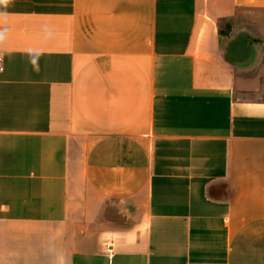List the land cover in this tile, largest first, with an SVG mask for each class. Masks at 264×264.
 I'll use <instances>...</instances> for the list:
<instances>
[{"label": "crops", "instance_id": "obj_1", "mask_svg": "<svg viewBox=\"0 0 264 264\" xmlns=\"http://www.w3.org/2000/svg\"><path fill=\"white\" fill-rule=\"evenodd\" d=\"M0 30V264H264V0H0Z\"/></svg>", "mask_w": 264, "mask_h": 264}, {"label": "built area", "instance_id": "obj_2", "mask_svg": "<svg viewBox=\"0 0 264 264\" xmlns=\"http://www.w3.org/2000/svg\"><path fill=\"white\" fill-rule=\"evenodd\" d=\"M0 33H2V31L0 30ZM3 58L0 56V70H3Z\"/></svg>", "mask_w": 264, "mask_h": 264}, {"label": "rangeland", "instance_id": "obj_3", "mask_svg": "<svg viewBox=\"0 0 264 264\" xmlns=\"http://www.w3.org/2000/svg\"><path fill=\"white\" fill-rule=\"evenodd\" d=\"M246 96H254L256 93H254V92H246V93H244ZM262 94H264V93H262Z\"/></svg>", "mask_w": 264, "mask_h": 264}]
</instances>
